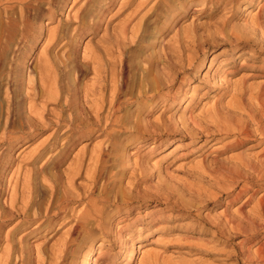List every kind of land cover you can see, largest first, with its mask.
Listing matches in <instances>:
<instances>
[{"label":"bare ground","instance_id":"bare-ground-1","mask_svg":"<svg viewBox=\"0 0 264 264\" xmlns=\"http://www.w3.org/2000/svg\"><path fill=\"white\" fill-rule=\"evenodd\" d=\"M71 1L73 4L68 10L66 23L60 22L56 26H51L57 17L58 12L55 10L58 9L62 12ZM119 1L7 0L6 2L18 5H8L7 8H11V13L2 14L0 147L3 148L0 151V164L2 160L7 159L3 164H6L5 168L11 170L15 165L12 158L14 150L23 143L40 141L39 137L46 134L47 131L50 133L44 139L42 138L43 140L38 145L36 144L31 155L29 154L26 161L32 167L25 173L23 182H21L22 178H19L20 175L17 177L15 175V183L8 184L10 187H7L6 194H4L8 196L3 202H1L3 191L0 189V242L1 228H3L1 222L10 221L19 215L22 218L18 222L16 221L15 228L24 231V235H20L19 238L20 244L24 243L27 236L56 227L59 220L69 217L66 220L71 225L67 236L58 242V247L55 248L60 253V260L66 258L72 251L69 243L77 240L90 227L92 228L91 225L97 218H101L102 221L95 228L106 238H109L112 228L111 225L108 228L107 224L115 212L112 214L110 212L104 220L103 215L109 202L107 204L102 202L97 195V188L100 181L109 174L110 167H114L118 161L121 163L120 158L112 160L111 157H118L116 153L124 150L123 147L128 143H138L137 149H139L130 155L137 157L135 171L140 170L139 174L147 176L146 169L148 168L145 161H141V159L149 157L148 155L167 143L181 140L180 144L184 146L198 142V149H205L203 153L210 149L209 153H205L202 160L192 167L201 177L207 176L216 181L222 190L230 189L231 182L245 179L246 182L241 191L229 199V204H235L244 194L252 193L245 202L238 205L239 207L234 213L229 212L226 208L223 209L224 211L222 210L223 214L213 218L212 222L200 218L201 216H195L192 217L194 224L181 223L178 224L179 226L177 225L180 229L196 230L201 227L205 233L211 232L213 237L218 238L213 244L214 253L204 249V246L199 248L203 253L215 256H217V252L228 254L226 243L231 241L232 233L235 235L244 234L247 237L246 241H249L251 236L264 228V193L257 200L255 197L263 185L256 189L249 179L250 174L244 175L242 172V169L246 168L245 170L252 175H257L261 182L264 181V142H262L264 140V80L256 83L251 82L252 79L264 77V57L258 54H264V0L260 1L256 12L253 15L250 14L243 25L231 28H227V25L229 19L234 18L235 12L244 3L255 6L256 0H177L186 7L185 9L193 3L198 5L195 7V11L206 10L209 3L215 1L216 10L230 12L224 14L223 23L215 25L213 31L207 29L211 34L217 36L214 39L211 37L215 42L213 47L220 43L227 44L232 48L223 46L220 52L212 57L208 65L205 59L209 57L210 53L217 52L215 48L212 50L204 48V61L198 64L193 52H189L190 54L188 53L185 58V47L190 49L191 45H184L185 47L181 43L169 45L164 52L165 56L157 55V60L153 58L151 61L148 60L150 62L147 66L143 65L141 76H137L134 70L130 71L133 64L131 65L129 59L125 57L121 58L118 70L117 63L113 60V51L114 48H118V50L127 53V46L130 45L127 41L131 39L136 41L143 36L144 32H148V29H144L141 24L138 25L139 22L133 23V17L150 0H140L125 20H120L119 25L116 23V27L110 26L111 20L107 19V15L111 11L113 12L114 6ZM135 1H121L119 10L121 11L126 6L131 8ZM174 3V0H156L153 6H150L149 11L159 12V9L162 8L165 17L166 13L173 9ZM244 9L248 8L244 6ZM145 15L147 14L145 13ZM45 17L48 19H45V25L41 29L39 24ZM173 17L174 14L171 18ZM105 23H107L106 32L94 47L84 50L85 54L81 60L77 38H81L85 34L94 35L95 38ZM154 24L157 29L162 28V26L159 27L158 21ZM111 27H114L112 31L109 30ZM191 31L195 32V28H192ZM193 36L194 34L188 37L193 38ZM41 39H43V43H46V47L41 53H35L34 58L28 62L26 55L31 54L32 49L35 48H31V46L33 43L41 44L39 43ZM90 40V43L87 42L89 45L91 44ZM58 47L66 49L64 56L60 57L55 51ZM248 51H254L256 54L254 60L262 59V63L253 64L243 60ZM123 52L121 53L123 54ZM105 56L108 62L105 61ZM215 64L217 69L212 77L210 75L211 68ZM90 70L94 73V80L85 82L84 76ZM27 71L29 72L28 78L26 77ZM241 71H245V73L243 72L241 77L239 76L240 78L234 80L232 77L237 76ZM193 72H198L196 74L198 78L193 77ZM203 99H209V101L205 102L197 113L195 109L199 103L203 102ZM127 105L136 106V111L130 116L127 115L128 118L125 119L122 112ZM173 110L175 111L173 112ZM156 114L158 115L156 116ZM122 130H125V137L121 136ZM96 134H98L97 137L106 139L104 138L105 140L94 148L90 147V151L89 147L80 150L81 153L77 151L78 154L75 158L69 161L82 140H94ZM133 136L137 138H131ZM147 145H150V148L142 152V147ZM241 148L246 149L231 156L238 157L232 161L234 163L231 165L226 166L221 163V159L217 158ZM257 148L258 151H256ZM251 152L252 156H250ZM212 155L214 158L210 159L209 157ZM181 157H188V153H183ZM248 157L254 158L248 160ZM68 161L70 164L62 170ZM49 169L54 170L53 175L48 172ZM82 177L86 183L78 184V179ZM151 180L148 177L145 178L147 184H150ZM192 188L193 193L201 198L203 189L197 186ZM150 190L156 191L152 187ZM157 192L160 193V196L161 194L165 195L162 188ZM119 193L120 191L116 197H119ZM129 193L131 194L129 196L134 195V192ZM175 194L177 196L176 192ZM208 197L207 199H209ZM163 199L166 203H161L154 212H149L147 219L142 215H131L136 207L126 203L127 217H121L115 225L118 232L114 234L116 241H112L111 244L115 249H119L120 257L129 254L124 264H132L138 254L143 251L141 240L137 238L139 243L135 242V235L139 239L143 236V232H138L137 228L148 225L149 229L161 231L164 234L175 228L166 225L168 220L165 218V214L170 207V204L167 203L170 199L168 195H165ZM255 200L254 207L246 211L248 203ZM75 203H78L76 207L71 206ZM100 203H103V206ZM164 234H159V236L163 237ZM175 240L179 239L176 237ZM208 242H212L210 238H208ZM9 243L11 246L6 250L7 252L2 253L3 256L0 254V264H27L26 260L29 256L31 257L27 250L23 246L14 247L13 240L9 239ZM54 247L56 245H53L52 249ZM92 248L93 251L87 254L84 264H97L99 261L97 259L103 260V257H111V253H97V244H94ZM38 251V256L42 259L38 263L44 264L46 251L41 249ZM43 255H45V259L42 258ZM232 255L228 256L236 260L235 264H240V257L244 264H264V241L254 251L250 247L246 248L242 243L241 250L233 251ZM58 262L55 261L54 264Z\"/></svg>","mask_w":264,"mask_h":264},{"label":"rangeland","instance_id":"rangeland-1","mask_svg":"<svg viewBox=\"0 0 264 264\" xmlns=\"http://www.w3.org/2000/svg\"><path fill=\"white\" fill-rule=\"evenodd\" d=\"M121 1H123V0H120L119 3L116 6H114L115 9L113 10V12L111 11L107 15V19L111 20L110 26L114 25V27H116L117 26L116 23L119 25L121 23V21L125 20V18L128 17L127 15L130 14L131 11L136 8V6H137L136 4H138L140 2V0H136L135 4L133 6H131V8H130V6H126L124 9H121V11H120L119 6L122 3ZM176 1L177 0H174L175 3L173 4L174 5L173 9L169 10V12L166 13L165 17H164L165 13L163 14L162 8L159 9V12H157L156 10L149 11L151 9L150 6H153V4L156 2V0H150L146 4V6L141 8V10L139 11L140 13L138 12L134 15L133 23H135V21H136L135 24H137L139 22L138 25L141 24L144 29H148V32H146V33L144 32L143 36L140 39H138V40L136 39L137 42L133 41L132 39L128 40L127 43H129L130 45L127 46L128 47L127 53L123 52L122 50H118V48H114L115 50L113 51V58H114L113 60L116 61L118 70L120 69L121 58L124 59V57H125V58L129 59V62L131 63V65L133 64L130 67V71L134 70V72L137 73V76H141V73L144 69L143 65L147 66V64L151 60H153V58L155 60H157V58H158L157 55L158 56H165L164 52L169 47V45H178L179 43H181L183 46L184 45H191V47L189 46L190 49L188 47L186 48L184 46L185 47V53H186L185 58L189 52H193L192 54H193V56H195L197 58L198 64H201L204 61V53H203L204 48H206L207 50H212V48H215V50H217V52L214 51L213 53H210L209 57H207V59H205V61L207 62L208 65L210 64L212 57H214L218 52H220V49H222L223 46H226L227 48L231 47L227 44L224 45V44H220V43H218L219 44L218 46L213 47V44L215 43L213 39L217 38V36L211 34V32H210V31H213V29L215 28V25L217 26V25L222 24L223 19H224V14H229L230 12H227V11L223 12L221 9L216 10V4L214 3L215 1L210 2L207 9L203 10V11L202 10L201 11H195V7H198V5H196L194 3L191 6L188 5L187 9H185L186 7H184L178 1H177V3H178L177 4ZM256 1L257 2L255 4V6H251L249 3H244L240 7V9H238L237 12H235L234 18L232 17L229 19L227 28L237 27V26L243 25L245 23V20L250 17V14L253 15L256 12L257 6L261 0H256ZM6 2H7V0H0V7H1L0 8V43L2 41V32H1L2 27L1 26H2V22H3V19H2L3 15L7 14L8 12L11 13V8H7V6L8 5H15V6L18 5L17 3H11V4L8 3L7 4ZM72 4H73V2L71 1L69 3L68 7H66L62 12L59 11L58 9L55 10V12H58V13L56 15L57 17H56L55 22H53V25H51V26H56V24L57 23L59 24L60 22L66 23L65 20L67 18L68 10L70 9V6H72ZM244 6H246L248 9L245 10ZM145 8L148 10V12H150L149 14ZM188 8H190V9H188ZM143 12H144V15H143ZM115 13H117V14H115ZM145 13L147 15H145ZM172 14H174L173 18H171ZM136 15H137V17H136ZM157 18H158L157 21L159 23V27L162 26V28L160 27L159 29H157L155 27L154 23L157 22L156 21ZM45 19L47 20L48 17H45L42 20L43 22L41 21L39 24L41 29L45 25V22H44V21H46ZM113 20H114V22H113ZM57 21H59V22H57ZM193 24H195V25L193 26ZM106 25H107V23L104 24L102 30L98 33V35L95 38L93 37L94 35L91 36V34H85L81 38L80 37L77 38V45H79L78 46L79 47V49H78L79 50V58L81 60H83V57L85 54L84 50H87L86 48H88V47H92V46L94 47L97 44V42L100 40V38L103 36V34L106 32L105 31V29L107 27ZM210 25H212V26H210ZM164 26H167L169 29L167 27L165 28ZM114 27H111V29L109 28V30L112 31V29H114ZM192 28L193 29L195 28V32L191 31ZM207 28H209L210 31ZM182 31H184V32H182ZM192 34H194V36L195 35L196 36L195 37L193 36V38L188 37V36H191ZM208 34H209V36H208ZM90 36L93 37L94 39L93 38L91 39ZM182 39H183V41H182ZM42 40L43 39H41L39 42L41 44L33 43V45L31 46V48H34V47L35 48L32 49L31 54L26 55L28 62H30L34 58L35 53H37V52L41 53L42 50L44 49V47H46V43H43ZM89 40L91 41L90 45L88 44V43H90ZM131 46H133V47H131ZM161 48H162V50H161ZM192 49H193V51H192ZM65 50L66 49H61L60 47H58V49H56L55 51L58 52V55L60 57H62V56H64ZM143 50H145V51H143ZM60 51H61V53H60ZM121 52H123V54ZM120 53H121V55H120ZM258 54L261 55V57H264V54H260V53H258ZM255 56H256V54L254 53V51H248V53H245L243 60H247L249 63L252 62L253 64L254 63H258V64L262 63V61H261L262 59H260V61H255L254 60ZM104 58H105V61L108 62L106 56ZM148 60H150V61H148ZM216 69H217V65L215 64V66H213V68H211L210 75L212 77H213V74L216 72ZM243 72L245 73V71H241V73H239L237 76H234L232 78L234 80L240 78ZM28 73L29 72L27 71V74H26L27 78H28ZM193 73H194L193 77H196V74L198 72H193ZM196 78H198V77H196ZM92 80H94V73L90 70V71L86 72V74L84 76V81L85 82H91ZM262 80H264V77L252 79L251 82L256 83V82H260ZM196 83H198V82L196 81ZM208 101H209V99H207V100L203 99V102L198 104V107L195 109V111L198 113L199 109L202 107V105H204V103L208 102ZM134 111H136V106L127 105L125 107L124 111L122 112V115L125 116V119H127L128 116H130V114L133 113ZM174 111L175 110H173V112ZM158 114H156V116ZM124 131L125 130H122L120 132L122 137L126 136ZM48 133H50V132L47 131L46 134H44L43 136H40L39 137L40 141L34 140V141L30 142L29 144L23 143V145H21L18 149L14 150L13 155H12L14 157H12V158L14 160L15 165L13 166V168L11 170L9 168L8 169L5 168L6 164H3L7 159H4L1 161L0 169L2 171L0 170V178L2 180L0 179V185H1L0 189H1V191H3V193L1 194V202H3V200H5V198L8 196V195H4V194H6V189H8L7 187H10V185H8V184H10V183L14 184L16 177L19 175H20L19 178H22V180L20 179L21 182H23V180H24L23 177H25V173L27 171H29V169L32 167V165H29L30 163L28 161H26L27 158L31 155L33 149H35V147L44 139L45 136H47ZM97 135L98 134L95 135L94 140L93 139L90 141H88V140L86 141V139L82 140V142L79 144V146H77L78 148H76L75 151L72 153V155H71L72 158L70 157L69 161L73 160L75 158V156L78 154V152L80 150H83L85 147H87V149L89 147V151H90V147L92 149L95 146H97L98 144H100L103 140L106 139L105 137H97ZM131 138L135 139L137 137L133 136ZM36 142H38V143H36ZM86 142H91V143L88 144ZM180 142H181V140L175 141L173 143H167V145L160 147L155 152L148 155L149 157H145V158L141 159V161H145V164L148 168V169H146L147 176H145L142 173L139 174L141 172L140 170L135 171V162H136L135 159L137 157H133L130 155L132 152L139 149V148L137 149V147H139L138 143H135V142L128 143L125 146L126 148L123 147L124 150L116 153L118 157H113V156L111 157L112 160H116V159L120 158L119 160L121 161V163L118 161L117 164H114L115 165L114 167H110L109 174L100 181L99 187L97 188V195L102 200V202L103 203L106 202V204H107V202H109V204H107L108 207L105 209V213L103 215L104 220H105L106 216L108 214H110V212H111V214L115 212V214L110 218V220H108L111 223H109L107 221L108 222L107 226L109 225L108 228L110 227V225L112 228V234L109 238H106L105 235H102L99 232V230L97 228H95L102 221L101 218H97L93 222V224L91 225L92 228L90 227V229L87 232H84L81 236H79L77 238V240L69 243L72 251L69 252V254L67 255L66 258L60 260V253H58L59 251H57V249H55V248L58 247L57 246L58 242H60L61 240H63L67 236V232L69 231L70 225H71L67 221L69 217L66 218L67 220L65 218L59 220V222H58L59 224H57L56 227H52L51 229H48L44 232H36L32 235L27 236V238L25 239L24 243H22L23 244L22 245L19 242V238L22 235H24V231H23V229H17L16 230V228H15L16 221L18 222V220H20L22 218V216L19 215L17 217H13L11 219L12 221L10 220V221L1 222V226L3 227V228H1V242H0V254H1V256H3L2 253L4 254L5 252H7L6 250L11 246L12 241H11V243H9V239H10V240H13L12 245L13 246L15 245L14 247H17V245H18V247L23 246L27 250L29 255H31L32 259L30 256H29L30 259L29 258L28 259L30 261L31 260H33V261L31 263H29L30 261L27 259L26 260L27 264H37L39 261L42 260L38 256V252H39L38 250H40V249L46 251V254H45L46 256L43 255V257H42V258H44V256L46 257V259L44 258L45 259L44 264H54L55 261H59L56 264H59V263H61V264H84V259L86 258L87 254L89 252L93 251L92 246L94 244H97V247H98V249H96L97 253L98 252H104L107 254L111 253V257H109V258L103 257V260H100V258L97 259V260H99L97 264H124L125 261L127 260V258L129 257V254L125 257H122V256L120 257L118 255L119 249L118 248L115 249V247L112 246L111 244H112V241H116L115 240L116 236L114 234L118 232L115 225H117V223L121 217H124L127 215L126 203H128V204L130 203L129 204L130 206L136 207L133 210V213L131 215H142L143 218L147 219V218H149L148 217L150 214L149 212H154L158 205H160L161 203H166L165 199H163V198H165V195H168L170 200H168L167 203L170 204V207L167 209V212L165 214V218L168 220L166 225L167 226H173L175 228H173V231H169L165 234L161 231H156V230L154 231V230L149 229L148 225L144 226V227L137 228L138 232L139 231L143 232V236L139 239V237L137 235H135L134 236V238L136 240L135 242L138 244L139 243L138 240H141V242L143 243V245H142L143 251L138 254L137 258L133 261L132 264H235L236 260L234 258L231 259L228 255L229 254L232 255V252L235 250L240 251L242 243H244V246H246V248L250 247L254 251L260 245V243L264 241V228H261L260 230L257 231L256 234L251 236V239L249 241H246L247 237H245L244 234L235 235L232 233L233 235L232 234L230 235L231 241L229 243H226L227 244L226 249H227L228 254H222V253L220 254L217 252L216 253L217 256H215V255L208 254L206 252L203 253L199 249L200 247L203 248V246H204V249H208L211 252L215 251L213 244H215L214 242H216L218 240V238L213 237L211 232L205 233V231L201 230V227H198V229H196V230L186 229V228L180 229V227H177V225L181 224V223L194 224L193 218L195 216H198V217L201 216L200 218H205L208 222H212L211 220L213 218L220 217L226 208H228L229 212L234 213V211H236V209L239 207L238 205L245 202L252 193L251 192L246 193L240 198V200H237V202L235 204H229V201H230L229 199H232L233 196L237 192L241 191L243 185L246 182V181H244L245 179L242 178V179H238L234 182H231L232 186L230 187V189H227L226 191L222 190L221 186L216 181L211 180L207 176L201 177L200 175L197 174L196 169L194 167H192L193 165L199 163L202 160L203 155L205 153H209L210 149H208L205 153H203V151H205V149L204 150L198 149V147H199L198 142H197V144L195 142L189 143L188 146L181 145ZM262 142H264V140H262ZM32 145H33V147H32ZM24 146H26V147L24 148ZM2 148L3 147L1 146L0 151ZM149 148H150V145L142 147V150H143L142 152L147 151ZM196 148H197V151H196ZM246 148H243V149L241 148V149H237L235 151H230L229 153H225L224 155L217 157V158L221 159L222 164H225L226 166L231 165L234 163L232 161H234L238 158V157H231V156H233V155L235 156L236 154H238L242 151H245ZM258 150L259 149L257 148L256 151H258ZM81 152L82 151H80L79 153H81ZM183 153H188V157H181V155ZM252 154L253 153L251 152L250 156H252ZM209 158L212 159L214 157L212 155ZM231 158H232V160H231ZM253 158L248 157V160H250V159L253 160ZM69 161L62 167V170H63V168L65 169L68 167V165L70 164ZM228 161H230V162H228ZM41 162H43V161H41ZM3 165H4V168H3ZM17 165H19V166H17ZM28 165H29V167H27ZM132 167H134V168L132 169ZM245 169L246 168H243L242 172H244V175L246 173H248V175L250 174L249 179L253 182V186L256 189H258V188H260V186L263 185L261 188H264V181L261 182L257 175H252L249 171H247ZM14 170L16 171V173ZM48 172L52 175L54 174L53 169H49ZM11 174H13V176H12L13 179L11 177ZM15 175H16V177H15ZM147 177L149 179H152L150 184H147L145 182V178H147ZM85 181L86 180L82 177V178L78 179L77 183L78 184H84V183H86ZM157 181H159V182H157ZM257 184H258V186H257ZM141 185H143V186H141ZM248 185H250V184H248ZM194 186H197V187H200L203 189L202 194H201V198L196 196L193 193L192 187H194ZM151 187L154 188L156 191L154 192V191L150 190ZM161 188L163 189V192L165 195L161 194V196H160V193L157 192ZM261 188H260L261 191L258 192L257 195L255 196L256 200L261 196L262 193H264V189H261ZM170 190H171V192H174V193L171 194ZM117 191L118 192L120 191L119 197H116V195L118 193ZM129 192H134V195L129 196V194H130ZM175 192L177 193V196H176ZM122 195H124V196H122ZM207 197L209 199H207ZM133 198H134V200H133ZM155 199H157V200H155ZM180 200H181V202H180ZM256 200L252 201L250 204L248 203V205L246 207V211H248L249 209L254 207ZM103 203H100V205L103 206ZM118 203L121 205L119 206ZM177 203H178V205H177ZM19 205H21V204L19 203ZM77 205H78V203H75V205L71 204V206H73V207H76ZM117 206H119L120 208ZM80 207H78V209H80ZM108 209H110V210H108ZM171 209H172V211H171ZM118 210H119V212H117ZM190 211H191V213H190ZM184 213H185V215H184ZM113 231H115V232H113ZM13 232H14V234H13ZM159 234H164V236L161 237V236H159ZM174 236H176L179 240L176 241L175 240L176 237H174ZM137 238H138V240H137ZM208 238H210V240L212 241L211 243L208 242ZM7 239H8V241H7ZM101 242H102V244H100ZM99 244H100V246H98ZM53 245H56V247H54L52 249ZM54 249H55V252H54ZM52 251L54 252V255H53ZM56 251H57V255H56ZM242 260L243 259H241V257H240V264H244Z\"/></svg>","mask_w":264,"mask_h":264}]
</instances>
